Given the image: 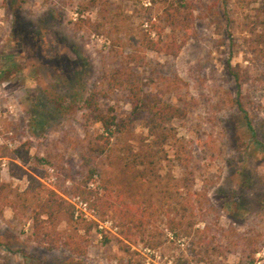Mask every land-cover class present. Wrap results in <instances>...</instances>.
<instances>
[{"label":"rangeland","instance_id":"1","mask_svg":"<svg viewBox=\"0 0 264 264\" xmlns=\"http://www.w3.org/2000/svg\"><path fill=\"white\" fill-rule=\"evenodd\" d=\"M102 1L0 0V101L12 106L0 119L30 154L23 164L1 146L0 183L13 199L31 175L73 209L45 221L47 244L32 236L29 201L14 212L0 200V264H264V0H186L192 17L180 51H147L134 66L144 91L185 113L165 136L137 120L109 154L91 149L101 129L83 101L117 66L113 42L124 44L150 1L109 0L101 19ZM101 99L119 117L130 109L121 93ZM135 156L143 181L126 175ZM89 170L98 191L158 207L145 238L155 247L123 240L111 210L97 214L82 198L76 186ZM169 219L182 227L169 230ZM67 238L84 253L63 246Z\"/></svg>","mask_w":264,"mask_h":264},{"label":"trees","instance_id":"2","mask_svg":"<svg viewBox=\"0 0 264 264\" xmlns=\"http://www.w3.org/2000/svg\"><path fill=\"white\" fill-rule=\"evenodd\" d=\"M149 1L150 6H142L145 11L144 18L138 27L128 29L124 44H120L121 37H117L112 44L115 50H117L116 47L121 48L119 53L114 52L115 56L120 58L117 60V66L105 76L102 86L99 89H91L83 101V110L88 112L89 118L98 123L101 129V132L96 134L95 142L91 147L95 153L109 154L112 139L126 133L137 120L145 119L150 135L165 136L163 130L166 126L185 113L179 105L161 99L158 93L144 91L134 66L144 60L147 51L171 56L180 51L187 38V25L192 17V7L186 0ZM99 5V16L104 19L110 11V2L105 0ZM76 22L97 28L104 26L99 22L92 23L90 19L77 18ZM113 93H121L130 106L124 117H119L114 107L102 106L101 98ZM11 152L23 164L30 159L26 141L16 146ZM134 159L136 166L128 164L126 175H131L137 181H143V171L137 167L142 164V158L135 156ZM93 172L89 170L86 177L76 186L82 198L90 201V205L97 214L105 215L107 210H111L118 234L123 240L129 242L141 240L145 242V245L155 247L157 244L150 243L152 238L151 240L149 238L145 240V238L151 236L157 229L158 207L152 203L123 200L106 187L101 191H98L96 186L89 187ZM30 178L29 187L13 199L8 198L5 192L6 186L0 183V200L14 212H17L19 202L29 201L32 236L34 240L49 244L51 240L48 239L49 233L45 229V221L54 223L55 216L59 213H66L72 217L73 209L56 191L43 189L33 176L30 175ZM167 226L172 231L175 227L181 228L182 223L169 219ZM62 245L75 254H83L85 250L72 238H67ZM202 260L197 258L195 262H203Z\"/></svg>","mask_w":264,"mask_h":264},{"label":"built area","instance_id":"3","mask_svg":"<svg viewBox=\"0 0 264 264\" xmlns=\"http://www.w3.org/2000/svg\"><path fill=\"white\" fill-rule=\"evenodd\" d=\"M6 105H2L1 101H0V118H1V114H3V112L5 111L3 108ZM7 108H9V111H11L12 106L11 105H7ZM11 135L12 132L11 131H4V127L2 126L1 123V119H0V147L1 146H7L10 148H15V142L11 141ZM0 168L1 169H5L6 168V161L4 159H1V164H0ZM90 187L93 186V183H89ZM79 197H76L75 199H78ZM80 205L83 206V208H86L87 203L83 202L82 200L79 201Z\"/></svg>","mask_w":264,"mask_h":264}]
</instances>
